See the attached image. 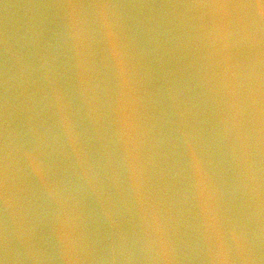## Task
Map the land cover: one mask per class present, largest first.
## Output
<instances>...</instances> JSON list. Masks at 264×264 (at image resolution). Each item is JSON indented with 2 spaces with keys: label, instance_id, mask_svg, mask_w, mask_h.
<instances>
[{
  "label": "water",
  "instance_id": "95a60500",
  "mask_svg": "<svg viewBox=\"0 0 264 264\" xmlns=\"http://www.w3.org/2000/svg\"><path fill=\"white\" fill-rule=\"evenodd\" d=\"M0 264H132L53 0H0Z\"/></svg>",
  "mask_w": 264,
  "mask_h": 264
}]
</instances>
